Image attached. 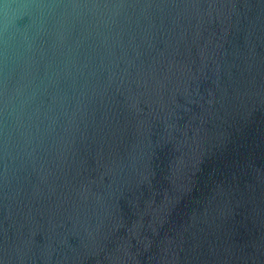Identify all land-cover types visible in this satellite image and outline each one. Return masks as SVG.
Here are the masks:
<instances>
[{"label": "water", "instance_id": "1", "mask_svg": "<svg viewBox=\"0 0 264 264\" xmlns=\"http://www.w3.org/2000/svg\"><path fill=\"white\" fill-rule=\"evenodd\" d=\"M0 264H264V0H0Z\"/></svg>", "mask_w": 264, "mask_h": 264}]
</instances>
